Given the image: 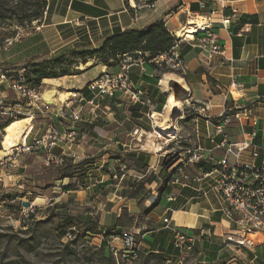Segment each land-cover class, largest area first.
<instances>
[{
	"label": "crops",
	"instance_id": "0c3cea01",
	"mask_svg": "<svg viewBox=\"0 0 264 264\" xmlns=\"http://www.w3.org/2000/svg\"><path fill=\"white\" fill-rule=\"evenodd\" d=\"M129 4L131 7L126 0H47L45 10L47 14L44 20L50 19V22L53 20L52 24L56 26L83 22L91 25L95 30L97 28V33L88 35L89 39L86 36L81 39L77 35L68 37L59 48L44 54L43 51L36 52L30 57V60L46 55L47 59H53L58 54L65 53V50H95L100 48L104 41L118 29H142L160 20L164 21L172 35L179 34L180 31L187 28L189 20L194 15L209 16L213 23V29L218 32L220 42L225 48L224 55L215 54L209 57L202 52L199 46H190L188 41L184 40L179 46L185 61L184 71L171 69L155 71L152 67L143 70L139 66H134L131 69L133 83L138 88L146 90L151 104L164 108L162 112L152 110L149 104H133L127 95L120 94L102 101L95 111H92L91 106L86 102L75 101L72 109H81L83 113L81 120L75 122L71 118L60 116L57 113L58 108L62 105L60 101L51 102L50 109L52 110L47 111L49 113L45 116L48 120L43 127H34L31 124L28 135L22 141L31 143L35 138L45 133L49 124H54L60 130H66L64 124L67 123L68 129L75 127L79 131L78 140L65 146L54 147L53 154L62 157H76L75 161L77 162L90 155L89 148L94 145L97 146V151H105L102 158L117 153L123 156L129 152L143 151L149 156L148 172L157 175L163 167L160 162L162 155L165 157L166 154L171 153L173 148L170 147L168 141L158 151L149 148L152 143L159 144L160 137H156L152 142L149 139L153 133H150L149 128L146 127L149 124L147 116L150 111L164 113L170 99L177 105L173 111L178 110L182 104L183 106L180 107H185L189 114L194 115L188 111L189 104L198 101L209 103L210 117L194 115L188 122H192L195 128L194 147L201 146L206 149L201 163L210 169L194 164L184 166L186 172L191 176H196L204 171L214 169L218 160L225 155L226 150V147L219 146L223 136L218 135L212 139V135L215 134L214 127L217 117L226 110H235L244 106L251 108L256 116L257 124L253 125L248 122L241 125L237 119L233 118L228 123L225 133L229 142L240 144L245 139L250 140V133L256 130L257 134L253 145L243 150L239 159L244 163L255 165L264 162V151L259 148L264 144V0H156L153 4H142L137 3L136 0H129ZM233 12L235 15L231 18L230 24L225 26L223 20ZM64 27L66 25L62 28ZM60 48L63 50L56 52ZM106 65L103 64L101 70ZM108 67L114 72L119 70L118 64ZM74 69L77 71L72 75L44 78L40 87L43 88L47 83H56L55 89L57 86L59 87L56 91L60 96L70 94L71 90H77L87 100L90 99L92 93L88 89V83L96 76L87 83H83L78 77L86 71L77 66ZM72 76L76 78L72 85L66 86L62 83L66 78ZM171 84L178 92H182L181 100L179 94L171 91ZM234 84L241 90L242 96H233L228 92ZM234 87L232 88L234 89ZM8 88L10 89L9 85ZM4 91L9 97L7 91L5 89ZM47 91H52V89ZM100 110L104 113L103 116L100 114ZM39 111L41 112V109ZM182 119L184 117L180 118V120ZM181 122H183L181 126L176 123L177 132L175 134L177 135L181 131L185 136L184 139H190L185 126L187 118ZM136 130L138 131L136 132ZM194 147L181 148V151L184 152H180L179 155L188 154L189 150ZM254 150H259V155L256 158L253 157ZM159 152L162 154H158ZM39 153H44L46 156L43 151ZM184 159L180 158L177 165L174 164L170 171H175L177 167L183 166ZM99 161L107 163L110 159H99ZM189 168L194 171H190ZM131 170L129 168L124 171L118 178L119 182L127 183L126 187H128V181L132 175L130 174ZM106 175L108 176L106 180H100V182L110 178V175ZM115 177L118 176L115 175ZM87 179L84 184L85 188L67 191L75 192L76 199L84 200L90 187L95 186V183L88 184ZM211 184V179H206L202 183L190 180L187 185L169 183L172 190L165 192L154 207H152V203L158 196V188L151 194L144 191L138 198H130L123 191L120 197L137 202L138 210L129 212L125 221H119V218L122 217L119 213L116 218L118 222L110 225V231H115V228L111 226L121 227L119 231L129 226H135L142 252L162 253L170 261H178L185 253H189L196 255L202 263L243 264L244 261L242 263L241 258H238L237 254H233V251L237 253L236 248L244 247L253 248L247 254L248 260L245 264H264V241L256 243L254 240L255 245L252 247L228 242V235L237 236L243 232L239 224L225 215V204L222 198L211 189ZM157 185H159V181H154L147 184V188L158 187ZM200 187H203V190ZM172 195L175 197L173 200L169 199ZM142 204L145 208H141ZM139 216L142 221L132 225L133 220ZM164 218L170 220V226H175L192 239L185 249L176 246V232L167 226ZM145 219L148 221H143ZM119 222L122 224L118 225ZM257 234L264 236V233L260 232L244 235L249 238V235ZM226 259L228 261H225Z\"/></svg>",
	"mask_w": 264,
	"mask_h": 264
},
{
	"label": "rangeland",
	"instance_id": "374dc122",
	"mask_svg": "<svg viewBox=\"0 0 264 264\" xmlns=\"http://www.w3.org/2000/svg\"><path fill=\"white\" fill-rule=\"evenodd\" d=\"M147 2L148 0L137 1V3L142 4H147ZM46 14L45 11L41 21L34 20L32 23L25 24L24 26L19 25L13 19H0V35H3L4 32L14 33V37L5 38L3 44L0 46V69L6 71L8 77V80L0 78V89L2 92H5L4 89L7 91L9 96L7 105L19 103L22 113L17 115V119L28 116L32 117L26 132H29L31 124L34 127H43L46 120H48L45 115L49 112L44 110L42 101L34 104L26 99H17L15 92H13L11 88H8V85L10 86V80L13 79L21 68L29 65L28 62L30 57L36 52L43 51V54L50 52V50L59 48L68 37L77 35L82 39L85 38V36L88 37V35H92L97 30V28L95 30L91 25L83 22L78 24L75 22L68 23L65 24L66 27L62 28L65 25H60L62 26L60 27L58 25H53V20L51 22L50 19L44 20ZM195 17L196 15H194L192 19H196ZM198 17L199 16H197V18ZM43 21L46 25H52L44 27L42 26L45 25ZM174 36L177 38H185V36L176 33ZM61 50L63 49L60 48L56 52ZM65 51V53L62 52L58 54L56 58L60 56H63L64 60L72 58V51ZM47 57V55L41 56L38 61ZM103 58L104 57L96 55L95 57H89L86 63L79 58L77 61H74L75 63L72 62V64H68V61L67 64L70 65L73 70L75 66L85 70L86 72L80 75L78 79L83 83H87L92 77H97L101 74L102 65L105 62ZM116 64H118V62L113 63L114 66ZM110 71H113V69ZM75 81L76 78L72 76L66 78L62 83L66 86H70ZM55 84L56 83H47L44 84L43 88H41L40 85L38 86L43 94V99L50 103V108L51 102L60 101L62 104L61 100L70 98L69 94L60 96L56 91L59 87L57 86L55 89ZM170 88L172 92L179 94L181 100L183 95L181 94L182 92H178L172 84ZM51 89L52 91L53 89L55 90L56 93L53 92V95L54 93L56 95L55 97L52 96L50 100L47 99L44 94L47 90ZM148 99V104L152 110L156 112L163 111L164 108L159 106L155 107L151 104L150 98ZM180 106L183 105L180 104ZM180 106L178 110L171 112V120L169 121L168 128H165L167 125L161 127L160 123H163L165 120L163 119L164 117L159 115H157L158 117H154L156 112L150 111V114L147 116L149 124L146 125V127L149 128L148 130L150 133H153L149 138L151 142L154 141L156 137H160V142L156 144L157 146L160 145L162 148L164 144H166V141H168L170 147L173 148L171 153L166 154V156L164 155L165 157H163V155L161 157L160 162L163 167L161 171L159 170L157 173L160 179L159 185H157L158 187L165 179V177H163L165 176L164 172L172 170L174 164H176L180 158H185L187 153H183L182 156L179 155L180 152H184L181 151V148L186 149L191 146L194 147L196 141V139L193 138L195 136L193 135L195 134V128L192 122H188L190 117L195 114H189L185 107L182 108ZM50 108L49 110H52ZM40 109L41 112L39 111ZM100 114L103 116L104 113L100 110ZM183 117L184 119L182 120L187 118V124L184 125L187 127L186 130L190 139H184L185 136L181 131L179 134H175V132H177L176 123L181 126L183 122H181L182 120H180V118ZM13 119L0 116V125L12 121ZM174 121L177 122L175 123ZM64 126H66L67 130V123L64 124ZM6 127L5 129L0 127L1 157H4L9 151L4 150L2 143ZM19 140L20 138L17 141ZM151 145L149 147L151 150L158 151ZM96 147L95 145L90 147L88 151L90 155L87 156L95 159V162L87 167V183H95V186L92 185L89 189L90 191L86 190L87 194L84 200L76 199V193L72 192L75 189L69 192L66 189V186L71 182H77L76 185L79 186H76V189L85 188L84 183H79L78 179H61V175L58 173V165L47 163L44 153L30 152L23 154L14 161L13 165L6 167L0 166V264H210L200 262L196 255H191L189 253H185L178 261H168L169 259L162 253L124 252L121 241H115L114 243L121 248V251L117 254L111 252L108 246V242L112 239L110 237L112 233H109L111 232L110 225L114 222H118L116 218L119 213L122 215L121 220L125 221L127 220V214L129 212L138 209L137 202L120 197L123 191L127 190L128 187H126V182H119V177H115L116 179H114L117 180V183H114V180H109L110 178L107 181L100 182V180H106L108 177L106 175L108 174L106 170H115L116 166H120L121 163L120 160L117 159V157L120 156L118 153L106 155L102 158L105 151H97ZM158 154H162V152ZM68 158L76 162V157L69 156ZM99 159H110V161L103 163L99 161ZM101 164L102 166L100 167ZM123 166L124 165L120 167V171L124 172L128 170ZM189 170L194 171L191 168H189ZM130 174H132L131 178H137L133 170L130 171ZM126 178H124V180H126ZM96 180H99V182H96ZM168 181L167 185H169ZM158 187H150L149 189L147 188L146 191L151 194L152 191H157ZM27 202H30L29 206L25 205ZM141 208H145L144 204H142ZM68 219L72 221L66 224L72 225L71 227H65V221ZM94 221L99 222V227L96 228L93 226ZM141 221L142 219L140 216L138 218L136 217L132 225ZM143 221L148 220L145 219ZM111 227L115 228L116 232H119L121 229V227L118 226ZM63 230L66 231L65 235L62 233ZM248 237L253 238L256 243L264 241V236L259 234L249 235ZM252 249L253 248L244 247L241 249L236 248L237 253L233 251V254H237L239 256L238 258H241V260H238L242 263L244 261L243 264H245L248 260L247 254ZM225 261H228V259Z\"/></svg>",
	"mask_w": 264,
	"mask_h": 264
},
{
	"label": "built area",
	"instance_id": "2783aa9c",
	"mask_svg": "<svg viewBox=\"0 0 264 264\" xmlns=\"http://www.w3.org/2000/svg\"><path fill=\"white\" fill-rule=\"evenodd\" d=\"M235 13L228 15L224 20L225 26L230 24L231 18ZM197 18V16L195 17ZM194 21L197 19H193ZM189 20L188 26H195L196 32L189 37L177 38L175 45L167 52L158 55L150 56L148 53L124 54L118 57L119 70L117 72L110 71L106 65L101 74L92 79L88 83V89L92 93L90 99L82 95L77 90L70 92V98L61 100L62 105L58 108L57 113L60 116L69 117L73 121H79L82 118V110L72 109L74 102H86L91 106V110L95 111L107 98L116 97L117 95H127L133 104L147 105L149 99L148 92L142 88H138L131 79V69L134 66H139L145 70L147 67H152L156 70H177L184 71L185 61L182 56L179 46L187 40L190 46H199L203 53L212 57L215 54L224 55L225 48L220 42L218 32L213 29V23L209 16H203L202 24ZM0 78L6 79L7 72L0 69ZM233 86L234 89L232 88ZM228 92L233 95H243L241 90L233 85ZM10 88L15 92L17 99H26L27 101L37 104L42 101L44 110L48 111L50 103L43 99V94L37 85H34L26 75V68H21L17 74L10 80ZM7 96L0 89V115L11 119L16 118L22 113L19 103L7 105ZM210 106L208 102L194 101L189 104L188 111L197 116L209 118ZM237 119L241 125L251 123L257 124L256 116L249 107H240L235 110H226L217 117L215 123V136L221 135L223 138L219 146L226 147L225 155L218 160L217 165L213 170L202 172L196 176H191L186 172L184 166L199 164L204 159L206 149L201 146L191 148L183 160V166L175 169L173 177L169 183L174 185H187L188 181L193 180L202 183L206 179H211V189L214 190L223 200L225 207L224 213L231 220L241 226L243 234H238L234 237L232 234L227 236L228 242L237 245L254 246V239L247 238L244 234L260 232L264 233V162L260 165L244 163L239 157L243 150L253 145V140L257 134L253 130L249 139H245L242 143H231L228 141L225 129L231 119ZM138 130H136L137 132ZM79 137V131L72 127L67 130H60L54 124H50L45 133L40 137L35 138L31 143L24 141L19 142L4 157L0 156V166L6 167L13 165L14 161L30 152H45L47 163L56 165L64 162V156L53 154L52 149L57 146H65L76 142ZM264 151V144L261 145ZM259 150L253 151V157H258ZM203 190V187H200ZM172 195L169 199H174ZM168 227H171L176 232L175 244L180 249H185L187 244L192 239L185 233L178 230L175 226H170V220L164 218ZM108 243L111 252L117 254L121 248L115 245V241H121L123 251H132L133 253L142 252V247L135 232V226H129L119 232L114 231Z\"/></svg>",
	"mask_w": 264,
	"mask_h": 264
},
{
	"label": "trees",
	"instance_id": "16d2710c",
	"mask_svg": "<svg viewBox=\"0 0 264 264\" xmlns=\"http://www.w3.org/2000/svg\"><path fill=\"white\" fill-rule=\"evenodd\" d=\"M128 5L129 0H126ZM138 0H136L137 2ZM156 0H148L147 4H153ZM47 7V0H0V19H13L21 26L25 24L32 23L34 20L41 21L44 12ZM131 7V6H130ZM7 37H14V33H5L0 35V46L3 44V40ZM177 37L172 35L164 21H155L148 26L140 28H127L125 30L118 29L113 35L108 37L103 45L95 50H73L71 52L70 59L64 60L63 56L53 58V59H43L38 61L37 57L29 60V65L24 66L26 68V75L34 85H41L44 78H58L67 75L74 74L77 70L68 65L72 62L77 61L79 58L85 62L89 57H95L99 55L104 57V64L112 66L113 63L118 61V57L124 54H135L139 52L148 53L150 56L158 55L160 53L167 52L176 43ZM183 56V55H182ZM74 59V60H73ZM69 61V63H68ZM68 63V64H67ZM75 63V62H74ZM68 65V66H66ZM167 71V70H161ZM11 121L3 123L0 125L1 128H5L9 125ZM121 165L116 166L114 170H106L110 175L109 180H114L115 175L121 176L124 172L120 171L122 165L125 168H131L137 178L129 179L128 189L124 190V194L128 195L130 198H138L141 193L147 190V184L153 183L154 181H159V177L153 173L148 172V159L149 156L143 151H133L126 153L123 156H118ZM95 162L93 158H84L79 162H74L71 158H64V162L58 164V173L62 178H70L71 180L78 179L79 183L86 182L88 178V165ZM200 167H205V169H210V167L205 166L202 163L197 164ZM106 169V168H105ZM165 179L162 184L158 187V196L152 203V207L159 203V200L165 192L172 190L171 186L167 185V181L173 177L174 171H165ZM168 181V182H169ZM117 183V180H114ZM77 182H71L66 186L67 190L76 189ZM101 191V190H100ZM71 217V216H68ZM71 219L65 221V227H71L66 223L71 222ZM121 221V217L119 218ZM122 223H118L121 225ZM61 225V224H60ZM94 227H99V222H93ZM114 231L109 232L110 234ZM63 235L66 231H62ZM155 253V252H153ZM164 255V254H163ZM165 256V255H164ZM166 257V256H165ZM169 259L168 257H166ZM170 261V259L168 260Z\"/></svg>",
	"mask_w": 264,
	"mask_h": 264
},
{
	"label": "bare ground",
	"instance_id": "6f19581e",
	"mask_svg": "<svg viewBox=\"0 0 264 264\" xmlns=\"http://www.w3.org/2000/svg\"><path fill=\"white\" fill-rule=\"evenodd\" d=\"M202 18H203V16L199 15V17L196 18L197 20L194 21L192 19V21L198 22V24L200 25V24H202ZM194 32H196V27L190 26V27H187L185 30L180 31L179 34L181 36L189 37ZM44 96L47 99L51 100L52 96H53V91H46ZM176 106L177 105L173 101H171V99H170V102H168L164 113H162V114L155 113L154 114V117L157 115L164 117L163 119L165 121L163 123H160L161 127L162 126L164 127L167 125V127H165V128H168L169 121L171 120L170 114L176 108ZM31 119H32V117H29V116L23 117V118H18V119L15 118L9 123V125L6 127V131L4 134V140L2 142L3 146H4V150H11L14 146H16L19 142H21L22 140H24L26 138V136L29 133V132H26V129L28 128V125L30 124ZM19 138H20V140L17 141ZM151 146L155 147L157 150H160V148H161L160 145L157 146L156 144H152Z\"/></svg>",
	"mask_w": 264,
	"mask_h": 264
},
{
	"label": "water",
	"instance_id": "95a60500",
	"mask_svg": "<svg viewBox=\"0 0 264 264\" xmlns=\"http://www.w3.org/2000/svg\"><path fill=\"white\" fill-rule=\"evenodd\" d=\"M25 205H26V206H29V205H30V202H27Z\"/></svg>",
	"mask_w": 264,
	"mask_h": 264
}]
</instances>
